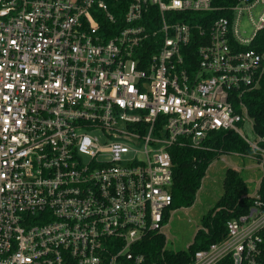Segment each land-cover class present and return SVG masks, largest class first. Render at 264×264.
<instances>
[{
	"label": "built area",
	"instance_id": "1",
	"mask_svg": "<svg viewBox=\"0 0 264 264\" xmlns=\"http://www.w3.org/2000/svg\"><path fill=\"white\" fill-rule=\"evenodd\" d=\"M214 1L130 0L121 22L119 0H0V264H263L258 191L188 262L143 249L166 238L173 146L234 130L264 172L244 101L264 0Z\"/></svg>",
	"mask_w": 264,
	"mask_h": 264
},
{
	"label": "trees",
	"instance_id": "2",
	"mask_svg": "<svg viewBox=\"0 0 264 264\" xmlns=\"http://www.w3.org/2000/svg\"><path fill=\"white\" fill-rule=\"evenodd\" d=\"M129 2L130 0H119L118 5L121 6L119 10L116 8L117 4L114 5L118 21H123L124 11ZM214 2L216 5L222 6L232 3V0H215ZM253 46L257 49H264V28L256 36ZM244 101L249 114L254 119L255 131L264 135V75L260 85L245 94ZM205 145L206 147L202 149L179 146L171 148L173 201L166 212L165 223L168 222L171 210L193 204L208 166L222 153L241 152L250 154L252 152L249 144L234 130H220L210 133ZM249 192V185L241 173L235 168H227L223 180L222 195L202 217V224L206 229L197 231L194 242L180 258H185V262H188L190 254L196 249L206 247L209 243L224 238L227 220L248 211L252 205L254 197L249 195ZM258 192L261 200L264 201V172ZM262 234L264 235V231ZM165 244L166 238L161 234L148 239L143 244V249L151 255L159 256ZM166 254L170 256L172 251L166 250Z\"/></svg>",
	"mask_w": 264,
	"mask_h": 264
},
{
	"label": "rangeland",
	"instance_id": "3",
	"mask_svg": "<svg viewBox=\"0 0 264 264\" xmlns=\"http://www.w3.org/2000/svg\"><path fill=\"white\" fill-rule=\"evenodd\" d=\"M243 132L250 139L254 138L250 123L243 128ZM229 167L237 169L245 178L250 189L249 195H256L263 176V169L259 167L258 162L241 152L222 153L208 166L193 204L170 211L168 222L163 229L168 248L189 249L197 231L203 228V215L215 205L223 193V180Z\"/></svg>",
	"mask_w": 264,
	"mask_h": 264
},
{
	"label": "flooded vegetation",
	"instance_id": "4",
	"mask_svg": "<svg viewBox=\"0 0 264 264\" xmlns=\"http://www.w3.org/2000/svg\"><path fill=\"white\" fill-rule=\"evenodd\" d=\"M166 249H169V248L167 247V244H165V245L163 246L162 250L164 251V250H166Z\"/></svg>",
	"mask_w": 264,
	"mask_h": 264
}]
</instances>
